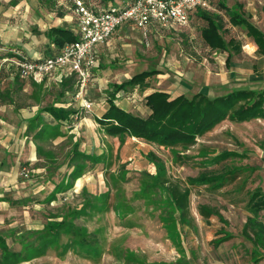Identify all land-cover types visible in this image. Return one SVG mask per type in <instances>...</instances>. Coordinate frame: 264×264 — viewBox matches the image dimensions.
<instances>
[{
  "label": "rangeland",
  "instance_id": "rangeland-1",
  "mask_svg": "<svg viewBox=\"0 0 264 264\" xmlns=\"http://www.w3.org/2000/svg\"><path fill=\"white\" fill-rule=\"evenodd\" d=\"M13 1L0 0V34L8 32L10 38H23L27 42L32 40L31 46H34V49L49 50L42 30L44 25L48 27L53 22L58 12H63L66 17H69L70 13L73 14L72 0H56L54 3L43 4L38 1L36 9L31 6V2L35 0H25L29 5L26 12L23 7L15 8ZM235 1L227 0V4L231 5ZM248 1L261 6L264 16V0ZM23 4L25 6V3ZM115 5L118 6L119 2H115ZM258 17L257 21L262 19L260 15ZM59 24L65 22L61 20ZM202 24V21L193 20L188 30L172 36L149 35L148 38H142L144 36L141 33L134 32L129 34L128 38L119 39L101 58L100 69L103 71L100 72V77L106 80L103 84L121 82L143 69H159L161 75L147 79L146 87L127 86L122 94L120 92V95L115 97L126 98L132 104L133 111L141 115L145 114L142 95L145 90L152 88L172 91L173 94L182 91L188 96L197 91L215 96L236 87L255 90L264 88V77L257 73L258 70L264 71V59H254L247 53L250 52V48L245 47L248 39L241 37V29L231 28L224 33L226 37L234 36L240 45V49L233 51L229 63H226L227 52L213 53L204 46L199 33ZM254 61L258 62V69L253 70ZM16 76L15 65L1 60L0 145L8 150L6 154L9 156L16 154L14 150L17 144L10 136H13L17 127L5 109L10 112V108L16 110L35 105L41 110L55 101L72 99L74 92L69 89L68 95L60 96L61 86H25L26 82ZM107 90L98 89V86L90 87L86 91V98L90 101L99 100L104 96L106 98ZM68 125L69 122L60 126L58 124V127L62 131H68ZM49 135L50 129L46 126L39 136L40 141L44 143ZM101 144L100 141L99 145ZM135 145H139V148H135L136 151L141 148L146 151L149 148L148 145L140 143ZM135 145L131 144V148ZM107 146L111 147L108 155H100L102 161L94 167L96 172L91 177L92 187H89L92 193L86 191L89 195H95L92 204L86 207L84 213L65 215V220L72 222L73 226L71 229L66 227L62 230L58 238L39 243V235L48 216L60 214L67 206L76 210L81 208L84 197L82 192L71 193L68 187L62 190L65 192L61 191L62 193L51 197L52 200L48 201V204L39 207L32 203H27L25 207L19 203L13 208L0 207V226L3 225L0 230L5 232L10 249L19 252L20 258L23 259L17 264H255L250 258L251 245L242 236L241 226L246 215L245 202L249 190L258 184L264 191V121L247 120L239 123L222 120L211 130L196 137L195 142L187 148H162L156 144L151 145L166 164L171 180L190 189L189 208L194 217V227L183 226L181 230L185 255L167 239L166 231L158 217V214L163 210L167 211V208L164 203L158 201L159 194H152V200L143 194L144 186L151 183L150 178L144 174L147 168L144 158L136 154L128 160L124 157V149L116 150L118 153L113 155L110 151H114L115 147L109 143ZM66 148L63 144L54 147L59 161L69 159ZM223 151H236L238 155L217 158ZM4 160L8 165L5 157ZM43 162L40 161L38 165ZM15 164L19 167V179L26 181V186L20 187L24 192L14 194L13 199L31 194L36 183L44 186L41 192H46L53 187L51 181L60 182V175L64 172L66 174V169L59 171L60 175L55 173L56 167L55 170L50 169L49 174L47 163L45 171L42 169L29 173L26 168L28 176L24 178L21 169L27 164L22 161H15ZM123 169L127 171L125 175ZM230 170L235 171L234 177L227 175L223 186L219 188L192 185L188 182L189 177L201 171ZM97 171L98 177L95 176ZM27 182H30L29 186ZM47 185L50 187H46ZM61 185L66 188L69 182H63ZM85 195L89 198L88 194ZM200 204L215 207L223 214L228 221L225 228L233 234L231 239L217 246L211 243L220 227L224 226L214 216L204 220L195 215ZM27 226L30 227L27 229L30 233L25 230L20 235L9 229ZM257 264H264V259Z\"/></svg>",
  "mask_w": 264,
  "mask_h": 264
},
{
  "label": "crops",
  "instance_id": "crops-1",
  "mask_svg": "<svg viewBox=\"0 0 264 264\" xmlns=\"http://www.w3.org/2000/svg\"><path fill=\"white\" fill-rule=\"evenodd\" d=\"M13 1V0H12ZM25 1V0H24ZM258 2L260 0H257ZM14 2V7H23V10L26 12L27 9L29 8L28 3L23 0H15ZM115 2H119V5L123 2V0H107L106 2L103 3V7L105 6H110V5H115ZM245 2V3H244ZM25 3V6H23ZM38 0H35V2H31V6H33V9L38 8ZM72 3V13L74 14H69V17L64 14L63 16H57L53 20L51 24L44 25V30H42V36L43 38L47 39L48 41V47L49 50L43 49H34V46H31L32 40L31 41H24L23 38H10V33L4 32L0 34V61L4 60L5 58L7 59H14L18 54L25 55L30 58H36L44 55H49L53 54L57 51L56 46L50 41L49 38H47L45 32L46 30L51 27V26H63L65 28H69L73 31L74 33V26H76L77 23V15L75 13L74 5ZM14 8V9H15ZM29 10V9H28ZM215 18L220 22V34L222 35V38L225 40V42H228L230 39H232L235 43V47L232 48L231 45H227L226 48L224 49H219V48H212L206 42L204 41L202 34H201V29L203 26H206V20L200 16L201 13ZM231 13H236L237 15L239 14L242 18L246 19L248 23H250L251 26L256 28L258 31H261L264 33V16H263V8L259 6L258 4H251L249 3L248 0H236L233 4L228 5L227 0H212L211 1V6L207 9L203 10H198L194 13H192L189 17L188 24L182 28H170V29H159V28H151L146 37L142 38H148V36H154V37H163L166 35L172 36V35H177L179 32L183 30H188L190 28V23L195 20L196 22H201L202 21V26L200 28V38L202 39V42L204 46L213 53H220V52H227V55L225 57V62L229 63L231 59V55L233 51H237L240 49V45L238 42L234 39V36H228L224 35V33L230 31L231 28H238L241 29V37L242 38H247V42L245 44V47L250 48L249 53L250 56H252L254 59H259L262 58L264 59V55L258 54L256 52L257 50V45L253 41V37L250 36L247 33V27L243 25L242 23H232L230 21V14ZM261 16V20L257 21L256 18H259L258 16ZM74 16V17H73ZM62 18V19H61ZM63 20L65 24H59L60 21ZM224 21L226 23H224ZM44 31V33H43ZM133 31V32H132ZM138 32L141 33V31L137 28L132 23H124L122 24L109 38V40L106 43H103L101 45L96 46L95 52L97 56V65L95 68V73L94 77L92 78V81L88 86L84 89V96L87 97L86 91L90 87H96L98 86V89H108L107 91H111V86L108 84H103V81H106L103 79V77H100V72L103 70L100 69L101 67V58L106 54V50L113 46L119 39L121 38H128L129 34ZM239 37V36H238ZM47 47V48H48ZM31 48V49H30ZM5 61V60H4ZM253 70L258 69V62L254 61L252 63ZM149 69H156L158 73L154 74L156 75H161V71L157 68H149ZM148 70V69H143L141 71ZM139 71V72H141ZM257 71V70H256ZM136 72L135 74L139 73ZM261 74L262 77H264V71L258 72ZM12 74V73H11ZM13 75V74H12ZM134 75V74H133ZM131 75V76H133ZM153 75V76H154ZM15 77V75H13ZM130 76V77H131ZM129 77V78H130ZM16 78H19L20 80L26 82L25 86H29L30 84L37 85V86H42V87H48L49 85H58L61 86L63 84H68L70 85L69 89H73V98L70 100H59L55 101L54 103H51L57 107H63L66 109H70L71 113L69 114V117L65 120L60 121V124H65L67 122L70 123L68 125L69 129L68 131H62L59 127L58 124L55 127L53 126V123L55 122L54 119L49 115V113L43 108L39 110L37 106L32 105L30 107H21L16 110L10 108V112L8 109H5V111L9 114L10 117L13 118V120L16 122V127L17 129L14 130L13 136H10L11 139L14 140V143L17 144L15 147L16 150H14L16 154H13L9 156V154H6V149L2 148L0 145V207H4L6 209L13 208L14 205L17 203L20 204V206L25 207L27 203H32L34 206H40L44 204H48V201H51V197L55 196L58 193H62L65 191H62L63 189H67L70 187L68 190L71 191V193H81L83 194V201L81 203V208L78 210L76 209H70L67 206L66 210L61 212L58 215L53 214L52 216H48V219L46 220H61L62 218H65V215L73 214V213H84L83 211L86 209L87 206H90L92 204V199H94L95 195H89L86 191H91L89 187H92V182H91V177L94 175L96 172V169H94L95 165H99V162L102 161L100 158V155H108L109 148L107 145H113L115 147L114 151L113 149L110 151L112 152L113 155L117 154L118 151L116 150H123L124 149V157L126 159L130 160L132 157H135L136 154H139L140 157H143L144 160L146 161L147 168L144 171V174L146 177L150 178L151 183H147V188L151 187V184L153 183L154 179L156 178L158 174V169H157V164L155 163L156 161H152L149 159L148 154L150 152H153L155 156L163 162V160L158 156L157 151L154 150V148L151 146L152 142H148L142 138L139 137H134V136H125L123 137V141L120 140L118 135H109L106 133L102 126L99 123V118L102 116V114L106 111L108 107L107 103V97L101 98L99 100H91L92 106L90 109H84L80 102L74 98V93H75V79L73 78H67L65 79L62 83L56 84L53 82H44V83H36L30 79L20 77L18 74ZM127 78V79H129ZM125 79V80H127ZM149 79V78H147ZM146 79V81H147ZM123 80V81H125ZM122 82V81H121ZM121 82H112V83H121ZM106 83V82H104ZM111 83V84H112ZM104 85V86H103ZM237 88V87H236ZM65 89L64 93L61 95V92L59 93L60 96H65L68 95V90ZM148 89V88H147ZM155 90H161L164 92H167L171 97H174L178 94H185L182 91H179L176 94H173V92L164 90V89H148L142 95V104H143V111L145 114L149 112V108L145 105L144 97L149 94L152 91ZM120 92H124V90H120L116 93L115 97H118L120 95ZM203 94H206L203 91H197ZM195 92V93H197ZM193 93V94H195ZM107 94V92H106ZM192 94V95H193ZM186 95V94H185ZM208 95V94H206ZM188 96V95H186ZM191 96V95H190ZM115 104L120 107L121 109L125 111L132 112L134 114H139L135 111H133L132 104L130 101H128L126 98H121V99H114ZM38 109V110H37ZM40 115V117H39ZM141 115V114H139ZM41 120V121H40ZM249 120H257V121H264V118H253ZM247 121V120H245ZM241 121V122H245ZM240 123V122H239ZM48 127L50 129V135L48 136V139L42 143L40 141L39 136L44 132L45 127ZM102 131V133H100ZM2 140H0L1 142ZM102 142L101 145H99V142ZM2 143V142H1ZM43 146H42V144ZM135 143H140L143 145H148L149 148L145 151L142 148L138 151L135 150V148H139V145H135ZM63 144V146H66V153L69 157L68 160L65 161H59L56 152L54 151V147H57L59 145ZM131 144L135 145L134 148H131ZM157 145V144H156ZM159 147H164L161 145H157ZM95 149H98L99 151L97 152ZM42 150V151H40ZM133 150V151H132ZM130 151V152H129ZM236 152V151H234ZM79 153H84L86 154L85 157L79 155ZM238 154V152H236ZM122 156V153H120ZM4 157L7 159L8 165L5 163ZM100 158V159H99ZM15 161H22L27 164V166H23L22 168H27L29 173H35L37 170H44L45 167L48 163V171L49 174H51L50 169H54L56 167V172L59 174V171H65L66 169V174L65 172L60 175V182H53L51 181V189L47 190L46 192H41V189L44 188L42 185H38L37 183L35 184V188L32 190L31 194L24 198H17L13 199V195L16 193H21L24 192V189H21L22 187L26 186V181H23L22 179H19L18 174L19 172V167L18 165L15 164ZM40 161H44L42 165H38ZM78 166L79 168V173H73L74 167L76 168ZM66 167V168H65ZM124 167V166H123ZM163 167L165 170V175L168 177L170 180V176L168 175V169L166 164L163 162ZM125 168V167H124ZM123 175L127 173L124 169ZM202 172V171H201ZM200 173V172H199ZM198 173V174H199ZM197 174V175H198ZM98 171L95 176L98 177ZM195 175V176H197ZM191 176V177H195ZM23 177V176H22ZM53 177V176H52ZM27 178V177H24ZM188 178V177H187ZM172 181V180H171ZM226 181V180H225ZM224 181V182H225ZM67 183L69 182V185L66 188H62V183ZM174 182V181H172ZM28 186L30 182H27ZM49 183V181H47ZM191 184V183H190ZM224 184V183H223ZM220 185L219 187L223 186ZM192 185H208V184H192ZM212 188H219L215 186H210ZM21 187V188H20ZM46 187H50L47 185ZM262 187L260 185H256L254 188ZM187 188V187H186ZM252 188L251 190H253ZM87 189V190H86ZM89 189V190H88ZM189 189V188H188ZM248 192V197L245 202V209H246V215L243 221V224L241 226V234L242 236L250 243L251 248H250V258L253 260L255 264H257L261 259H264V208L260 209L258 211H252L248 205V200H249V193ZM62 191V192H61ZM263 191V189H262ZM190 192V189H189ZM264 192V191H263ZM53 193V195H52ZM92 193V191H91ZM88 194L89 198H86ZM154 194V193H153ZM159 198L162 197L161 194H164L163 197L166 196L165 193L160 192ZM190 195V193H189ZM23 197V196H22ZM151 200L152 198L148 196ZM20 199V200H19ZM19 200V201H18ZM190 204V202H189ZM15 205V206H16ZM204 205L210 209V212L208 213H201L199 211V206ZM198 205L197 212H195V215H199L202 217L204 220H208L209 217L214 216L216 217L224 227H220V229L217 231L216 237L211 240V243L213 245H219L223 242L228 241L233 237V234L230 230L225 228V225L228 224V221L226 218H224L223 214L215 207L209 206L207 204H200ZM81 210V212H80ZM167 211H162L158 214V217L162 223L163 228L166 231L167 234V239L177 246L179 248V251L181 254L185 255V248L183 247V242H182V237H181V230L183 226L186 227H194V217L190 213V208L189 211L187 212V221L184 222L180 219V214L178 211H174L171 215ZM2 215V214H1ZM1 217V216H0ZM4 217V216H2ZM59 218V219H58ZM248 218H253L257 221L255 225H252L251 227H245ZM4 219V218H3ZM1 222V221H0ZM45 222V224H46ZM44 225V224H43ZM0 227H3L1 225ZM44 228V226H43ZM262 229L263 234L260 235V239L258 236L256 237L255 231L257 229ZM10 231H14L17 235H20L25 232V230L30 229V227L26 228H9ZM27 233H30L28 230L26 231ZM0 233L4 234L5 232L0 230ZM5 235V234H4ZM6 237V236H5ZM257 239V240H256ZM256 240V241H255ZM6 242L8 243L7 239ZM262 242V243H261ZM24 243V242H22ZM27 243V241L25 242ZM21 244V242H20ZM32 244V241L30 242ZM10 247V246H9ZM26 248L28 246H25ZM31 249V248H28Z\"/></svg>",
  "mask_w": 264,
  "mask_h": 264
},
{
  "label": "trees",
  "instance_id": "trees-1",
  "mask_svg": "<svg viewBox=\"0 0 264 264\" xmlns=\"http://www.w3.org/2000/svg\"><path fill=\"white\" fill-rule=\"evenodd\" d=\"M38 1L41 4L56 2V0ZM93 1L98 6H102L107 0ZM57 14L59 16L64 15L63 12H58ZM200 16L206 20V26L201 29V34L206 44L212 48L219 49H224L227 45H231L232 48L235 47L232 39L225 42L222 38L219 32L221 26L218 20L203 13ZM230 21L245 25L247 33L253 37V41L257 45L256 52L264 55V33L251 26L239 14L231 13ZM45 34L57 49L65 42L73 41L76 38L75 33L71 29L63 26H51L46 30ZM156 73H158L156 69H148L134 74L121 83L110 84L111 91L107 92L108 107L98 120L106 133L118 135L122 141L125 136H134L164 147L181 146L182 148H187L195 142L196 137L211 130L222 120L228 119L233 122H241L253 118H264V88L255 90L254 88L241 87L215 96L197 92L191 96L181 93L174 97H171L167 92L155 90L144 97L145 105L149 108V112L144 115L125 111L115 104L114 99L118 91L124 90L127 86L135 85L144 88L147 86L146 79ZM69 87L70 85L63 84L61 95ZM43 110L47 111L54 119L55 122L52 127L67 119L71 113L70 109L57 107L53 104L44 107ZM79 155L86 156L84 153H79ZM230 155L238 154L234 151H223L218 154L217 158L224 159ZM148 157L152 161H156L158 174L155 176L156 178L150 188H147V185L144 186L143 194L151 197L153 193L156 195L160 192L165 193V197H160L157 200L160 203H164L167 212L170 213L169 215L174 211H178L180 219L186 222L187 212L189 211V189L182 187L177 182H172L166 177L163 162L153 152H150ZM78 168V166L74 167L72 172L74 174L79 173ZM227 175L232 178L235 175V171H202L195 177H189L188 182L219 187L224 183ZM248 205L252 211L264 208V192L260 187L250 191ZM199 211L208 213L210 209L200 205ZM68 221L65 218L47 221L41 235H39L41 241L39 243L42 244L47 239L51 240L54 237L58 238L61 231L66 229V227L71 229L73 226L72 222ZM255 223H257L255 219L248 218L245 227H251ZM261 233L263 234L262 229L258 228L255 231L256 237L258 236L260 239ZM22 260L19 252L11 250L6 242L5 235L0 233V264H17Z\"/></svg>",
  "mask_w": 264,
  "mask_h": 264
},
{
  "label": "built area",
  "instance_id": "built-area-1",
  "mask_svg": "<svg viewBox=\"0 0 264 264\" xmlns=\"http://www.w3.org/2000/svg\"><path fill=\"white\" fill-rule=\"evenodd\" d=\"M212 0H123L116 6H98L93 0H72L77 23L76 38L65 42L53 54L30 58L18 54L7 59L20 77L36 83H62L67 78L75 79L74 98L84 109L92 102L83 92L91 83L97 65L95 48L106 43L124 23H132L145 37L155 27L159 29L182 28L188 24L192 13L207 9ZM24 177L26 168L21 169Z\"/></svg>",
  "mask_w": 264,
  "mask_h": 264
}]
</instances>
